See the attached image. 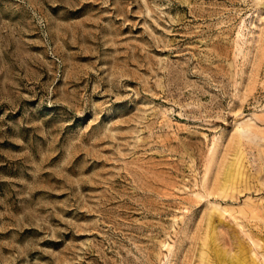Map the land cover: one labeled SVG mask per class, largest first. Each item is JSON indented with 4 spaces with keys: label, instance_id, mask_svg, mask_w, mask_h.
I'll return each mask as SVG.
<instances>
[{
    "label": "rangeland",
    "instance_id": "374dc122",
    "mask_svg": "<svg viewBox=\"0 0 264 264\" xmlns=\"http://www.w3.org/2000/svg\"><path fill=\"white\" fill-rule=\"evenodd\" d=\"M0 264H264V0H0Z\"/></svg>",
    "mask_w": 264,
    "mask_h": 264
},
{
    "label": "bare ground",
    "instance_id": "6f19581e",
    "mask_svg": "<svg viewBox=\"0 0 264 264\" xmlns=\"http://www.w3.org/2000/svg\"><path fill=\"white\" fill-rule=\"evenodd\" d=\"M230 167V166H229ZM230 171H231V169H229ZM228 170V173L226 174V181H225V185H227L228 184V182L230 181V178H231V175H230V171ZM214 232V231H213ZM223 255V257H224V255L225 254H222ZM222 257V258H223ZM226 258V257H225ZM231 260V262H235L236 260H238V257L236 258V260H234V259H230ZM230 262V261H229ZM236 263H238L237 261H236Z\"/></svg>",
    "mask_w": 264,
    "mask_h": 264
}]
</instances>
